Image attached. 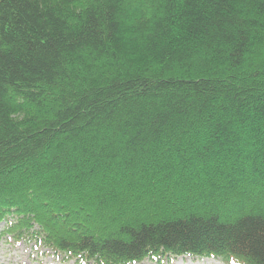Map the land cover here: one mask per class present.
Masks as SVG:
<instances>
[{"label":"trees","instance_id":"obj_1","mask_svg":"<svg viewBox=\"0 0 264 264\" xmlns=\"http://www.w3.org/2000/svg\"><path fill=\"white\" fill-rule=\"evenodd\" d=\"M2 225L76 264H264V0H0Z\"/></svg>","mask_w":264,"mask_h":264},{"label":"rangeland","instance_id":"obj_2","mask_svg":"<svg viewBox=\"0 0 264 264\" xmlns=\"http://www.w3.org/2000/svg\"><path fill=\"white\" fill-rule=\"evenodd\" d=\"M4 225L0 227L2 228ZM43 249H35L33 244L26 241L14 242L10 238H0V264H76L74 260L64 261L58 256ZM142 264H151L146 261ZM166 264H227L217 259H198L181 257Z\"/></svg>","mask_w":264,"mask_h":264}]
</instances>
